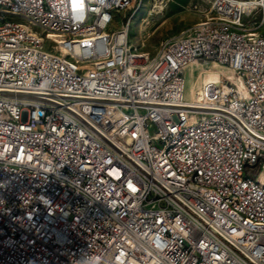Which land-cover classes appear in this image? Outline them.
Instances as JSON below:
<instances>
[{"label": "built area", "instance_id": "1", "mask_svg": "<svg viewBox=\"0 0 264 264\" xmlns=\"http://www.w3.org/2000/svg\"><path fill=\"white\" fill-rule=\"evenodd\" d=\"M0 2L42 18L81 59L102 58L106 9L116 7L117 55L138 57L91 74L66 71L0 17V264H250L246 253L264 264V193L243 183L239 165L247 139L250 168L260 165L264 179V39L189 31L185 43H162L161 58L144 67V52L126 38L142 0ZM211 9L264 28V0H213ZM95 27L103 36L89 41ZM208 62L229 75L189 97L187 68ZM49 98H60L62 110ZM164 139L192 183L165 165ZM194 178L208 189H195ZM229 201L261 226L237 219Z\"/></svg>", "mask_w": 264, "mask_h": 264}, {"label": "bare ground", "instance_id": "2", "mask_svg": "<svg viewBox=\"0 0 264 264\" xmlns=\"http://www.w3.org/2000/svg\"><path fill=\"white\" fill-rule=\"evenodd\" d=\"M141 3L142 2L134 8L131 20L141 8ZM121 5L122 0H114V6ZM211 10L212 14L210 16L216 17V23H211V17H206L200 21V24L197 23L190 28L187 27V29L181 31L178 35L166 38L162 43H185V35H187L189 31L199 35L200 38L211 37L212 34H227V31H236V37L250 39L254 44H261V39H264V28H258L257 26L241 27L239 21H232L231 24L229 23V18L218 17L219 9ZM0 17L5 18V26L15 27L17 31L26 33V41H28L29 44H37V52L44 53L45 56L58 59L65 64L66 71L91 74V68L93 67H122L124 62L128 64H138V57L136 54L117 55L118 46L116 43H113V41H116L118 38V30L122 26V12H119L116 7H108L106 9V17L108 19L106 30L108 38L104 40L105 51L102 52V58L95 55H88L83 56V59H81L78 53H75L71 46H68L67 37L53 30L52 26H50L49 23H45L42 18H35V20H33L32 14L20 8H14L10 6L9 3L0 2ZM118 19H120V25H118ZM129 25L130 24L127 25L126 29L128 46H131L133 52H140V50L133 47L130 43ZM102 36V27H95L94 30L88 32L89 41H100ZM69 37L72 39H80V30H69ZM162 43L154 55L144 52V67H152L154 60H159L161 58ZM193 69L194 67L191 66L190 74H192ZM228 75V71L214 68V70L212 69L208 72L205 80H218L222 76ZM193 78L192 75L188 78L189 88L188 90L186 89V94L189 97H195L196 95V85ZM213 100H220V93H213ZM49 106H52L55 110H62V101L60 98H49ZM204 108H211V100H204ZM97 137H105V129H98ZM172 148H174V141H171V139H164L162 154L165 165L174 168L177 177L184 178V183H192L190 169L184 167L181 161H177V158H174ZM115 155H122V146H115ZM248 155V141L247 139H240L239 165L240 174L243 175V183L257 190H261V192L264 193V180L260 177L246 174L247 169L250 168ZM194 187L197 190H207L208 182L203 181L201 178H194ZM229 208L233 215L236 216L237 219L243 220L245 224L249 226H261L260 216L253 214L237 201H229ZM246 261H249L250 264H257V254L246 253Z\"/></svg>", "mask_w": 264, "mask_h": 264}, {"label": "rangeland", "instance_id": "3", "mask_svg": "<svg viewBox=\"0 0 264 264\" xmlns=\"http://www.w3.org/2000/svg\"><path fill=\"white\" fill-rule=\"evenodd\" d=\"M213 0H142L141 8L135 14L129 25V40L133 47L140 51L154 55L161 43L173 35L190 28L212 14ZM120 25V19H118ZM193 72L190 74V67ZM186 70L187 90L188 78L194 77L196 94L199 92L205 77L210 70H229L214 63L200 65L195 63ZM221 73V72H220ZM260 165L248 168L247 175L261 177ZM262 179V178H261ZM264 180V179H262Z\"/></svg>", "mask_w": 264, "mask_h": 264}]
</instances>
